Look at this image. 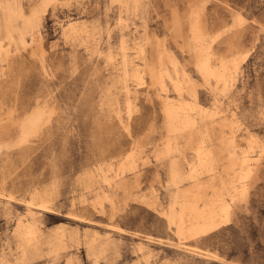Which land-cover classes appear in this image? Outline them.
I'll use <instances>...</instances> for the list:
<instances>
[{
  "label": "rangeland",
  "instance_id": "obj_1",
  "mask_svg": "<svg viewBox=\"0 0 264 264\" xmlns=\"http://www.w3.org/2000/svg\"><path fill=\"white\" fill-rule=\"evenodd\" d=\"M0 23V264H264V0H0Z\"/></svg>",
  "mask_w": 264,
  "mask_h": 264
},
{
  "label": "bare ground",
  "instance_id": "obj_2",
  "mask_svg": "<svg viewBox=\"0 0 264 264\" xmlns=\"http://www.w3.org/2000/svg\"><path fill=\"white\" fill-rule=\"evenodd\" d=\"M46 1H48V0H42V3H45ZM74 27H75V25L73 23H71L68 26H66L65 28L66 29H73ZM16 33L18 34V37L21 40V38L27 34L26 25H24V24H22V26L19 25L17 30L13 31L12 37L14 39H15ZM7 35H8V32L5 29V26L1 25V23H0V37H5V36L7 37ZM138 53H139V51H138ZM138 66L139 67H137L133 73V77L137 81L141 82L144 79V69L142 68L141 65H138ZM39 195H32L30 199L25 200V204H26V206H28L29 212L32 214V216L36 215V213L32 209H36V210L44 211V212H48V213H55L56 210L53 207V205L51 204L52 198L50 199L49 198L50 196L47 197V196H42V195L39 196ZM0 198L6 199L7 201H14V200L17 201L16 197H14L13 195H10V194H6L2 191H0ZM56 212H58V211H56ZM125 231L126 230H123L122 232L125 233ZM39 233H40V225H39V219L37 217H32L30 219H24V217L22 216V217L18 218L17 225L15 228V234L18 238L19 245L22 246L24 255H25L26 249L28 247L38 249L37 242H38ZM55 233H56V236L58 238V241L63 242L64 241L63 234H61L58 230ZM151 238H154V237L151 236ZM155 239H157L159 242H162L163 240H165V239H162L160 237L155 238ZM181 245L185 248L194 249V251H195L194 253H197V254L203 253V255L212 256L210 254V252H208L207 250L196 248V247H191V246H188L185 244H181ZM4 264H15V263H11L9 261H6Z\"/></svg>",
  "mask_w": 264,
  "mask_h": 264
}]
</instances>
